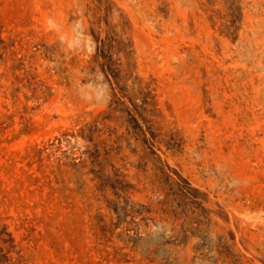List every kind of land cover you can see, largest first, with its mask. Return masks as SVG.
Masks as SVG:
<instances>
[{
	"label": "rangeland",
	"instance_id": "374dc122",
	"mask_svg": "<svg viewBox=\"0 0 264 264\" xmlns=\"http://www.w3.org/2000/svg\"><path fill=\"white\" fill-rule=\"evenodd\" d=\"M0 264H264V0H0Z\"/></svg>",
	"mask_w": 264,
	"mask_h": 264
},
{
	"label": "trees",
	"instance_id": "16d2710c",
	"mask_svg": "<svg viewBox=\"0 0 264 264\" xmlns=\"http://www.w3.org/2000/svg\"><path fill=\"white\" fill-rule=\"evenodd\" d=\"M112 71V70H111ZM114 79L116 80V79H118V76H117V74H114ZM117 85H119V83H118V81H117ZM118 88H119V91H118V100H117V103L118 104H124V97H125V95H124V92L122 91V89H121V87L120 86H118ZM141 93H142V91H141ZM143 102L144 103H146V101L145 100H143ZM97 122H99L98 120H97ZM89 131H90V133H93L94 131H95V128H94V126H91V128L89 129ZM9 235V234H8ZM13 239H10V240H5V241H12Z\"/></svg>",
	"mask_w": 264,
	"mask_h": 264
}]
</instances>
